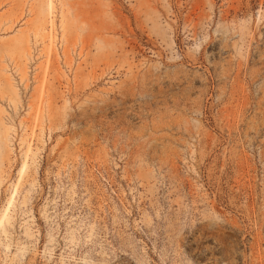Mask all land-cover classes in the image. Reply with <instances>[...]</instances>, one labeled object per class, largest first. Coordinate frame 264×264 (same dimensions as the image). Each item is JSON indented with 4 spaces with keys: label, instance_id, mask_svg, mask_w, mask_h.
<instances>
[{
    "label": "rangeland",
    "instance_id": "rangeland-1",
    "mask_svg": "<svg viewBox=\"0 0 264 264\" xmlns=\"http://www.w3.org/2000/svg\"><path fill=\"white\" fill-rule=\"evenodd\" d=\"M0 264H264V0H0Z\"/></svg>",
    "mask_w": 264,
    "mask_h": 264
},
{
    "label": "bare ground",
    "instance_id": "bare-ground-1",
    "mask_svg": "<svg viewBox=\"0 0 264 264\" xmlns=\"http://www.w3.org/2000/svg\"><path fill=\"white\" fill-rule=\"evenodd\" d=\"M51 9V8H50Z\"/></svg>",
    "mask_w": 264,
    "mask_h": 264
}]
</instances>
